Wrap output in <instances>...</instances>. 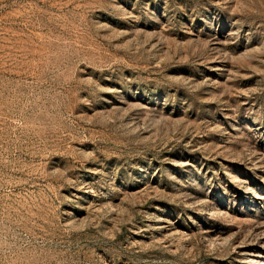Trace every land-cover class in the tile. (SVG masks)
Returning <instances> with one entry per match:
<instances>
[{
    "label": "rangeland",
    "instance_id": "obj_1",
    "mask_svg": "<svg viewBox=\"0 0 264 264\" xmlns=\"http://www.w3.org/2000/svg\"><path fill=\"white\" fill-rule=\"evenodd\" d=\"M0 264H264V0H0Z\"/></svg>",
    "mask_w": 264,
    "mask_h": 264
}]
</instances>
